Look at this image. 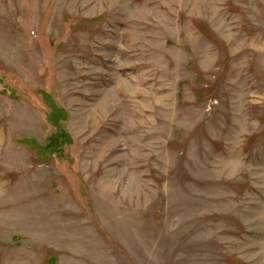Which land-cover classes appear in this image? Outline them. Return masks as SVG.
<instances>
[{"label":"rangeland","instance_id":"rangeland-1","mask_svg":"<svg viewBox=\"0 0 264 264\" xmlns=\"http://www.w3.org/2000/svg\"><path fill=\"white\" fill-rule=\"evenodd\" d=\"M0 264H264V0H0Z\"/></svg>","mask_w":264,"mask_h":264},{"label":"trees","instance_id":"trees-1","mask_svg":"<svg viewBox=\"0 0 264 264\" xmlns=\"http://www.w3.org/2000/svg\"><path fill=\"white\" fill-rule=\"evenodd\" d=\"M61 135H62V138H64L65 136H64V132L62 131V133H61ZM57 136L58 135H56V136H53V139L54 140H56L57 139ZM68 141H69V139H68ZM66 143V142H65ZM50 144H52V142L50 143ZM51 261V260H50ZM50 261H49V263H50ZM54 261V260H53ZM55 261H56V259H55ZM55 261H54V263H55Z\"/></svg>","mask_w":264,"mask_h":264}]
</instances>
